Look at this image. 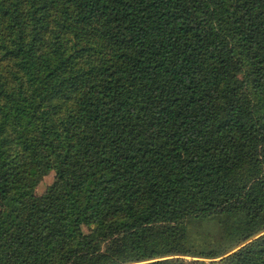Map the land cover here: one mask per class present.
Segmentation results:
<instances>
[{"label":"trees","instance_id":"obj_1","mask_svg":"<svg viewBox=\"0 0 264 264\" xmlns=\"http://www.w3.org/2000/svg\"><path fill=\"white\" fill-rule=\"evenodd\" d=\"M205 259L264 264V0H0V264Z\"/></svg>","mask_w":264,"mask_h":264},{"label":"rangeland","instance_id":"obj_2","mask_svg":"<svg viewBox=\"0 0 264 264\" xmlns=\"http://www.w3.org/2000/svg\"><path fill=\"white\" fill-rule=\"evenodd\" d=\"M54 180V172L49 171L45 175L42 176L33 192L36 196H39L44 193L46 187L50 185ZM82 231L87 233L88 227L86 225H82ZM218 229H216L215 224L206 223L203 226H198L190 230V239L192 243L197 246L204 239L212 242H215V239L218 238ZM207 241V243H208ZM209 242V243H210ZM187 260H190V257H186ZM205 264H209V260H204ZM197 264V263H196Z\"/></svg>","mask_w":264,"mask_h":264}]
</instances>
